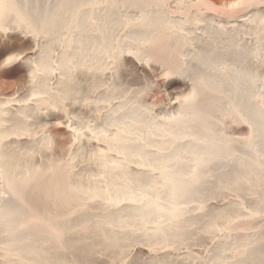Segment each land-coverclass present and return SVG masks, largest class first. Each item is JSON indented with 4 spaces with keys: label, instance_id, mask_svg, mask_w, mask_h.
I'll return each mask as SVG.
<instances>
[{
    "label": "bare ground",
    "instance_id": "6f19581e",
    "mask_svg": "<svg viewBox=\"0 0 264 264\" xmlns=\"http://www.w3.org/2000/svg\"><path fill=\"white\" fill-rule=\"evenodd\" d=\"M246 1L240 0L239 6L235 3L246 8L243 11L240 7L244 13L232 19L198 18L190 13L184 19L164 18L167 11L162 10V1H142L133 5L143 9L140 16L145 18L133 19L128 16L132 12L117 18L125 13L119 11L128 5L125 0H0V37L10 39L4 43L14 45L11 36L15 35L36 48L32 58L25 55L19 61V81L29 82L30 99L8 108L18 112L20 125L12 123L9 112L0 106V202L9 199L1 190L5 177L11 185L21 183L25 199H34L45 211L50 207L70 209L77 203L92 205L99 200L113 214L128 213L130 219L123 221L124 228L143 242L137 248L147 258L191 262L188 252L174 251L166 235L172 222L194 219L189 208L182 210L176 201L193 184V178L181 167L195 160L196 153L202 154L209 144L226 146L227 151L233 144L250 151L261 141L264 145V82L256 73L226 66L223 58L231 54L232 62L264 67V17L260 13L264 5ZM148 31L157 34L145 37ZM142 38L147 40L141 43ZM135 45L141 49L133 48ZM129 57L142 69L150 64L167 65L161 97L142 94L135 102L117 98L112 84L116 64L118 59ZM82 75L92 82L80 81ZM97 79L108 83L100 85ZM74 82L89 89L88 97L71 91ZM161 109L178 111V115L157 122L153 113ZM86 116L93 121L85 122ZM34 120L41 128L38 135L20 129L30 127ZM54 120L61 121L64 138L70 143L69 162L44 172L27 163L12 167L13 156L24 151L22 145L51 146L55 138L49 125ZM237 121L245 125L244 131L237 130ZM197 131L203 135L200 140ZM62 137L56 140L60 143ZM85 145L94 149L95 163L105 174L127 166V170L155 178L154 184L160 180L162 186L154 185L152 190L164 191L168 200L152 197L121 177L112 179L120 193L115 198L100 190L75 187L72 166L81 160ZM135 145L139 146L137 155L143 157L133 164L130 156ZM190 146L194 150L185 151ZM151 158L156 160L152 166ZM237 161L244 163L241 158ZM188 165L192 168L193 161ZM258 168L264 172V164ZM97 180L103 182V178ZM0 229L7 232L10 227L0 222ZM223 233L219 230V237ZM219 245L212 248L222 254L231 249ZM243 254L237 252L236 256Z\"/></svg>",
    "mask_w": 264,
    "mask_h": 264
},
{
    "label": "rangeland",
    "instance_id": "374dc122",
    "mask_svg": "<svg viewBox=\"0 0 264 264\" xmlns=\"http://www.w3.org/2000/svg\"><path fill=\"white\" fill-rule=\"evenodd\" d=\"M142 1L149 2V4L162 1L165 8L162 10L167 11V15H165L167 17L164 16V18L174 16L178 19L186 18L188 13L194 14L198 18L223 19L224 17V19H232L241 16L244 13L242 10L245 11L246 8V5L243 6L242 3L240 4L241 8L238 7L240 0H125L128 5L119 8V11L125 13L118 15L117 18L124 17L128 12H132L128 15L131 18H139L140 11L143 9L133 4L142 3ZM249 1L246 3L258 5L257 1H259L260 6L264 5V0ZM236 2L238 8L235 5ZM149 8L150 6L146 7L144 11L146 12ZM239 8L242 9V13ZM260 13L264 17V10ZM156 16L153 18H157ZM141 17L145 18L143 15ZM163 25L162 27L165 29ZM119 32L121 31L119 30ZM155 32L151 31L150 34L156 35ZM148 34L149 31L145 35L140 33L145 37L151 36ZM9 40L0 37V106L9 112V120L12 123L17 122L20 125L18 112L8 108L14 103L25 104L30 99L29 82L19 81L22 71V64L19 61L25 55L32 58L36 48L31 43L22 42L15 35L11 36V40L15 42L14 45L4 43ZM145 40L142 38L139 42L142 43ZM138 43L136 42V44ZM137 47L141 49V45H135L133 48L137 49ZM223 58L227 60L226 66H236L244 72L256 73L264 82V67H257L243 61L232 62L229 60L233 58L231 54L225 55ZM116 67L112 84L115 88L114 91L118 93L119 97L117 98L122 97L135 102L134 100L140 99L142 94H149L157 98L163 95L166 86L164 75L167 65L150 64L147 69H142L137 66L133 58L129 57L118 59ZM193 73L198 72L194 70ZM79 80L92 82V79L87 78L86 75L79 76ZM97 82L100 85L107 84L108 80L97 79ZM71 91H79L82 97H88L90 94L87 87L76 85L75 82ZM40 92L42 91L40 90ZM166 104L168 105L167 102ZM166 104L164 103L165 106ZM177 113L178 111L168 112L161 109L155 110L153 115L157 118V122H164L177 116ZM83 120L89 123V121H93V118L86 116ZM83 120L82 122H84ZM126 120L130 121L131 119ZM235 123H238L236 128L239 129L237 130H245V125L240 124V121ZM20 129L24 133L31 131L36 135L41 130L36 120L30 127L23 126ZM49 129L53 139L55 138L52 140L51 146L40 145L34 148L27 144L22 145L21 150L26 151L25 155L23 152L17 156L14 155L10 161L12 167L27 163L31 168L40 167V170L44 172L55 169L58 164L67 163L70 143L66 140L67 138H64L61 121L50 122ZM197 132L196 137L200 140L203 135L200 131ZM60 137L64 139L59 143L56 139ZM192 147L186 148L185 151H193ZM228 147L230 149L227 151L226 146L224 148L223 145L209 144L205 146L202 154L196 153L197 158L192 160V168H189L191 165H188L192 164L190 160L187 161L186 166L181 167L186 176L193 178V184L188 193L176 201L182 210L185 211L189 208L194 219L189 222H172V227L166 233L167 241L174 251L188 252L191 262L195 264L205 262L207 264H264V172L258 168L264 164L261 161L264 159V145L262 141L259 142L253 151L237 144ZM138 151L139 146L135 145L130 156L133 164L137 163V159L143 157L137 155ZM94 158V149L85 145L81 160L72 166L73 171L76 172V179L73 182L75 187L100 190L115 198V195L120 193L114 189L112 179L121 177V179L125 178L128 183L131 182V186L143 189L152 197L160 196L162 200L165 198L168 200L164 191L159 190V193H155L152 190L154 185H158L159 188L162 186L160 180L156 179L154 184L155 178L127 170V166L119 168L115 173L105 174L95 163ZM237 158H241L244 163L238 162ZM152 159L149 162L151 166L156 161ZM3 166L5 167L2 164ZM102 178L103 182L97 180ZM1 190L8 195L9 199L0 202L2 217L0 222L10 227V230L6 232L0 229V264L191 263L190 260H186L189 262L186 263V261L170 258H162L159 261L147 258L137 248L143 242L132 237L129 230L124 228L123 221L130 219L128 213L113 214L112 210L105 207L104 203L99 200L92 205L77 203L72 204L70 209L59 210V208L50 207L45 211V208L34 199H25L23 196L24 187L19 182L11 185L5 177ZM108 216H110V221H106ZM219 230L224 232L220 237ZM242 231L246 233H240ZM228 232L232 234L228 235ZM223 235L228 238L225 239ZM214 245L231 249L222 254L219 250L213 249ZM236 250L244 252V254L236 256Z\"/></svg>",
    "mask_w": 264,
    "mask_h": 264
}]
</instances>
